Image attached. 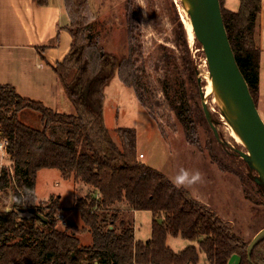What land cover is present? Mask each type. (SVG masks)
Listing matches in <instances>:
<instances>
[{"label":"trees","instance_id":"trees-1","mask_svg":"<svg viewBox=\"0 0 264 264\" xmlns=\"http://www.w3.org/2000/svg\"><path fill=\"white\" fill-rule=\"evenodd\" d=\"M63 1L69 17L65 30L71 41L68 52L52 68L75 112H59L19 95L10 84H0V138L8 141L11 161V171L0 169V189L9 188L17 196L25 189L30 191L29 205L11 204V211L0 210V264H197L201 254L203 264H227L233 254L238 256L237 264H264V237L253 245L248 259L249 242L235 234L227 220L187 188H176L166 174L137 158L133 128L117 127L120 147L114 142L103 114L109 78L116 74L123 84L133 87L141 105L147 104L133 57L130 16L127 13L132 34L129 54L117 59L105 50L98 34L91 32L88 0ZM219 2L236 62L257 106L261 0H239L236 10L227 9L224 0ZM190 80L196 96L199 83L194 74ZM173 107L188 141L197 143L191 105L185 100ZM24 109L37 113L42 126L23 122L19 113ZM42 168H57L64 178L90 186V192L73 203L91 234L90 244L80 243L70 230L72 223L56 226L58 197L51 198L46 211L37 208L46 220L35 213H21L35 205L36 174ZM118 202H125L131 210H150L149 238L136 239L133 223L123 219L116 227V211L107 221L100 217L98 209ZM168 234L194 243L174 251L166 243Z\"/></svg>","mask_w":264,"mask_h":264},{"label":"rangeland","instance_id":"rangeland-1","mask_svg":"<svg viewBox=\"0 0 264 264\" xmlns=\"http://www.w3.org/2000/svg\"><path fill=\"white\" fill-rule=\"evenodd\" d=\"M178 1H87L92 34H98L105 50L117 59L129 54V36L132 35L128 30L129 14V26L133 28L134 37L133 57L137 58L142 93L147 103L141 105L133 87L123 84L113 74L104 89V121L119 147L121 143L117 127L133 128L137 158L162 171L171 181L181 167L190 172L199 170L204 176V182L187 189L227 220L235 234L249 242L264 227V184L261 173L250 160L239 154V150L247 152L248 148L229 134V118L225 107L223 110L207 102L217 129L216 137L204 116L199 94H192L194 91L190 76L194 74L197 81L199 77L198 83L202 88L205 82L203 72L208 64L194 32L193 39L187 33L181 14V2ZM55 99V110L75 112L60 82ZM185 100L191 105L196 118L197 143L188 141L186 130L173 109L174 105H182ZM19 118L30 126H42L40 116L32 110L20 111ZM10 166L11 163L5 166L8 171H11ZM90 189L89 185L74 181L73 177L64 178L57 168H42L36 174L37 200L34 207L44 212L51 198L58 197L56 226L64 228L67 223H72L70 230L79 237L80 243L90 244L91 234L87 228L84 229L80 213L73 205L77 197L84 196ZM10 196L9 188L0 189V210L11 207L8 202ZM113 211L118 215L114 222L116 227L119 226V220L123 219L126 223H133L136 239L145 240L150 237V210H131L125 202L98 209L100 217L106 221ZM21 213L29 215L31 212L24 208ZM166 243L174 251H179L194 242L168 234ZM202 256L197 264H203ZM237 262V256L232 255L227 264Z\"/></svg>","mask_w":264,"mask_h":264},{"label":"crops","instance_id":"crops-1","mask_svg":"<svg viewBox=\"0 0 264 264\" xmlns=\"http://www.w3.org/2000/svg\"><path fill=\"white\" fill-rule=\"evenodd\" d=\"M224 5L236 10L239 0L230 4L224 0ZM66 15L63 0H47L46 4L37 0H0V84H10L19 95L56 107L59 79L52 67L70 47ZM257 42V109L264 120V0L258 14Z\"/></svg>","mask_w":264,"mask_h":264},{"label":"water","instance_id":"water-1","mask_svg":"<svg viewBox=\"0 0 264 264\" xmlns=\"http://www.w3.org/2000/svg\"><path fill=\"white\" fill-rule=\"evenodd\" d=\"M191 1L194 3V9L189 14L195 38L201 44L211 73L227 86L226 114L242 135L248 148V152L239 150V154L242 158L250 160L253 166L260 171L264 184V120L236 62L224 26L220 2L219 0ZM198 81H200L199 77ZM199 96L204 116L215 136L218 137L216 126L211 119L210 110L200 86ZM27 210L46 220V217L37 212L34 206L28 207ZM262 237H264V227L259 229L249 241L247 245L248 259H250L253 245ZM93 264H98V262L95 261Z\"/></svg>","mask_w":264,"mask_h":264},{"label":"bare ground","instance_id":"bare-ground-1","mask_svg":"<svg viewBox=\"0 0 264 264\" xmlns=\"http://www.w3.org/2000/svg\"><path fill=\"white\" fill-rule=\"evenodd\" d=\"M180 2H181V10H182V13H181L182 19L185 23V27L187 29V33L189 37L193 39V31H192L193 27H192L191 17L189 13L190 11L194 9V3L191 0H180ZM203 78L205 82L202 85V90H203L204 98L206 102L210 101L218 105L219 107H221L223 110H225L224 107H225V101H226V96H227L226 84L222 81H219L211 73L210 69H208V66H207V69L203 72ZM228 126H229V134L233 137V139H235L237 142L241 143L243 146L246 147V143L242 135L238 132V130L236 129V127L230 120H229ZM253 162L256 164L254 160Z\"/></svg>","mask_w":264,"mask_h":264},{"label":"clouds","instance_id":"clouds-1","mask_svg":"<svg viewBox=\"0 0 264 264\" xmlns=\"http://www.w3.org/2000/svg\"><path fill=\"white\" fill-rule=\"evenodd\" d=\"M7 144L8 141L6 138H0V169L7 166L11 163L7 156ZM204 182V176L199 171H189L183 167L179 168L176 175L172 179V183L176 188H188L196 184H200ZM30 195V191L25 189L19 196L11 195L8 198L9 204H16L25 207L29 205L28 197ZM5 211H11V207H7L4 209Z\"/></svg>","mask_w":264,"mask_h":264}]
</instances>
